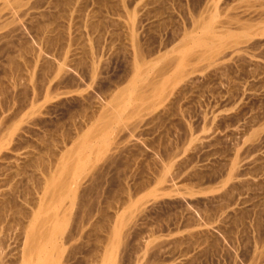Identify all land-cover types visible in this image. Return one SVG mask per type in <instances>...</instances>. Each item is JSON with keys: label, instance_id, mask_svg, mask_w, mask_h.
Here are the masks:
<instances>
[{"label": "rangeland", "instance_id": "1", "mask_svg": "<svg viewBox=\"0 0 264 264\" xmlns=\"http://www.w3.org/2000/svg\"><path fill=\"white\" fill-rule=\"evenodd\" d=\"M75 1L0 0V264H264V0Z\"/></svg>", "mask_w": 264, "mask_h": 264}, {"label": "bare ground", "instance_id": "2", "mask_svg": "<svg viewBox=\"0 0 264 264\" xmlns=\"http://www.w3.org/2000/svg\"><path fill=\"white\" fill-rule=\"evenodd\" d=\"M61 1H62V0H60V2H59L60 4H59V5H61V4H62V6L65 5V9L67 8L66 6H69L68 8L71 9V8H73L71 5H73V3H74L73 1H75V0H65V1L63 0L65 3H63V2L61 3ZM76 1H77V0H76ZM76 1H75V3H76ZM98 1H99V0H98ZM41 2H42V1H41ZM78 2H79V1H78ZM78 2H77V4H78ZM57 3H58V2H57ZM87 3H88V2H87ZM53 4H54V3H53ZM55 5H56V4H55ZM74 5H75V4H74ZM50 6H52V5L50 4ZM70 6H71V7H70ZM78 6H79V5H78ZM53 7H54V6H53ZM76 7H77V6H76ZM76 7H75V8H76ZM43 16H44V15H43ZM136 69H137V68H136ZM66 169H67V168H66ZM62 182H64V181L62 180V181H60L58 184L61 186V183H62ZM58 184H57V185H58ZM59 185H58V186H59ZM62 186H63V185H62ZM58 188H59V187H58ZM62 188H63V187H62Z\"/></svg>", "mask_w": 264, "mask_h": 264}]
</instances>
